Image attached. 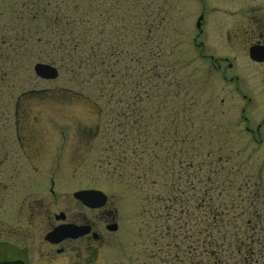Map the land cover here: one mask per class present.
I'll list each match as a JSON object with an SVG mask.
<instances>
[{
	"label": "rangeland",
	"instance_id": "obj_1",
	"mask_svg": "<svg viewBox=\"0 0 264 264\" xmlns=\"http://www.w3.org/2000/svg\"><path fill=\"white\" fill-rule=\"evenodd\" d=\"M203 1L0 0V161L9 150L30 163L9 143L17 133H38L44 144L36 163L58 161L60 201L87 187L107 195L121 228L100 247L94 264L154 262L142 236L145 191L152 193L153 215L171 206L173 218L184 207L183 187L193 232L206 194L222 205L219 225L236 215L245 226L253 215L264 218V68L242 50L229 56L227 74L213 67L211 53L217 59L227 50L219 43V25L234 8L226 0ZM201 15L203 34L197 35ZM80 22L92 29L85 38L95 53L102 46L108 54L106 64L89 63L80 74L48 63L56 78L37 76L35 48L24 42L17 47L8 37L12 28L54 25V37L79 39L65 29ZM203 41L202 50L197 45ZM243 95L251 96L249 110ZM242 116L253 130L261 121L260 137L247 132ZM137 172L149 174L145 183Z\"/></svg>",
	"mask_w": 264,
	"mask_h": 264
},
{
	"label": "flooded vegetation",
	"instance_id": "obj_2",
	"mask_svg": "<svg viewBox=\"0 0 264 264\" xmlns=\"http://www.w3.org/2000/svg\"><path fill=\"white\" fill-rule=\"evenodd\" d=\"M197 1L204 5L203 0ZM226 4L234 8V11L228 12V21L219 25L220 40L223 39L219 43H223L227 50L221 52L218 55L221 57L217 59L213 58L217 54L211 53L213 67L216 70L222 68L227 74L232 66L226 63L229 56L234 57L237 51L242 50L250 63L264 68V0H226ZM203 22L202 19L199 35L203 34ZM197 46L203 50L206 45L203 41ZM253 58L262 61L256 62ZM220 61L225 66L222 67ZM242 97H247L249 110L251 96ZM260 113L259 110L255 117H259ZM243 119L247 122V132L253 138L256 134L260 137L261 121L253 130L249 127V119ZM261 120L263 124L264 110ZM15 137L9 145L17 146V150L31 162L22 163L17 157H11L9 150L0 161V263L60 264L66 261V264H94L100 247L121 228L118 211L109 207L108 197L97 208L86 206L73 196L76 190L71 193V201H60L54 185L58 161L36 163L43 158L42 136L38 133L23 136L17 133ZM4 146L6 150V142ZM82 189L89 187L78 190ZM67 225L77 228L71 229L68 234H51L56 228Z\"/></svg>",
	"mask_w": 264,
	"mask_h": 264
},
{
	"label": "trees",
	"instance_id": "obj_3",
	"mask_svg": "<svg viewBox=\"0 0 264 264\" xmlns=\"http://www.w3.org/2000/svg\"><path fill=\"white\" fill-rule=\"evenodd\" d=\"M80 23L77 26L71 24L68 26L71 28L65 30H68L67 35L76 33L82 36L79 38L82 41L75 38L64 39L61 35L59 38L54 37L59 31L54 25L46 27L37 25L36 28L18 30L12 28L13 33L8 37L11 43L19 44L16 45L17 47L22 44L21 42H24L29 49L32 45L31 48H35L36 51L32 57L33 60L58 64L60 67L66 66L70 68L69 70L80 74L89 68V63L98 66L106 64L108 55L102 46H98L99 52L95 53V47L85 38L92 29ZM90 52H93L94 62L91 60ZM114 55L112 53L108 59H112ZM136 174L144 180L142 184L146 182V175H149L144 172L142 177L139 172ZM174 188L177 190L178 186L175 185L172 189ZM151 194L145 191L144 202L148 208L142 211L143 214H147L148 225L145 226L147 230L142 236L147 247L145 250L148 259L154 261L152 263L150 261V264H183L182 259L184 264H264V218L261 216L253 215L247 220V225L251 226H245L243 219L240 220L238 215L230 217L227 222L219 225L223 219L219 217L222 205L214 204L212 197L206 194L201 198L204 214L196 223L199 228L193 232L189 220L185 217L188 199L183 187H181L180 204L184 207L173 218L170 216L171 206H164L161 215H153L151 208L155 203ZM148 217L153 222H150ZM231 224H233L232 227H230Z\"/></svg>",
	"mask_w": 264,
	"mask_h": 264
},
{
	"label": "water",
	"instance_id": "obj_4",
	"mask_svg": "<svg viewBox=\"0 0 264 264\" xmlns=\"http://www.w3.org/2000/svg\"><path fill=\"white\" fill-rule=\"evenodd\" d=\"M254 60L257 61H261L262 59H257V58H253ZM34 72L36 73L37 76L44 78V79H54L57 76V70L48 65V64H43V63H37L34 65ZM94 193H98L95 191H86V192H78L76 193V196L81 198V200L83 201L82 198L86 197L88 199H90V197L94 194ZM2 264H10V263H2Z\"/></svg>",
	"mask_w": 264,
	"mask_h": 264
}]
</instances>
